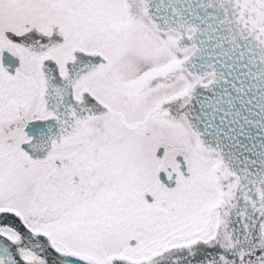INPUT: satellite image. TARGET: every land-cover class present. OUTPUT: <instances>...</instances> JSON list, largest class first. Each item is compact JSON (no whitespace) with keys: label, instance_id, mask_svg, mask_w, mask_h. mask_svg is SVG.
Instances as JSON below:
<instances>
[{"label":"snow or ice","instance_id":"1","mask_svg":"<svg viewBox=\"0 0 264 264\" xmlns=\"http://www.w3.org/2000/svg\"><path fill=\"white\" fill-rule=\"evenodd\" d=\"M0 264H264V0H0Z\"/></svg>","mask_w":264,"mask_h":264}]
</instances>
